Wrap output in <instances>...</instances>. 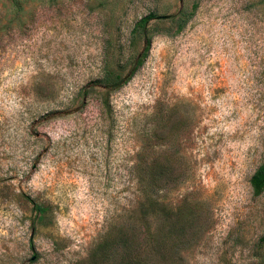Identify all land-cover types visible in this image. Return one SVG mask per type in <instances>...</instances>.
<instances>
[{"label": "rangeland", "instance_id": "1", "mask_svg": "<svg viewBox=\"0 0 264 264\" xmlns=\"http://www.w3.org/2000/svg\"><path fill=\"white\" fill-rule=\"evenodd\" d=\"M142 162L184 264H264V0H0V264H112Z\"/></svg>", "mask_w": 264, "mask_h": 264}, {"label": "trees", "instance_id": "2", "mask_svg": "<svg viewBox=\"0 0 264 264\" xmlns=\"http://www.w3.org/2000/svg\"><path fill=\"white\" fill-rule=\"evenodd\" d=\"M150 18L143 22L146 24ZM111 73L106 72L109 76ZM120 76L105 77L104 89L122 86ZM137 171L142 201L138 209L129 212L127 222L118 223L114 227L112 244V264H184L181 250L190 246L187 239L189 228L193 223L190 216L192 203L184 201L182 222L178 225L180 212L164 204L159 196L161 191L160 170L157 162L139 163ZM257 195L264 191V165H262L251 181ZM182 236H178V234ZM107 259V250H104Z\"/></svg>", "mask_w": 264, "mask_h": 264}, {"label": "water", "instance_id": "3", "mask_svg": "<svg viewBox=\"0 0 264 264\" xmlns=\"http://www.w3.org/2000/svg\"><path fill=\"white\" fill-rule=\"evenodd\" d=\"M33 259H35V258H33Z\"/></svg>", "mask_w": 264, "mask_h": 264}]
</instances>
